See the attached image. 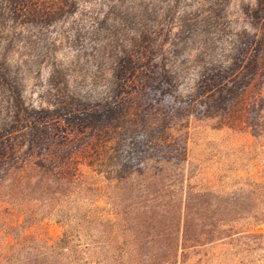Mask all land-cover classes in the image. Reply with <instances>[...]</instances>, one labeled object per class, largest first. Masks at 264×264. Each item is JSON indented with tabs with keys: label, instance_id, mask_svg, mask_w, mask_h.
Returning <instances> with one entry per match:
<instances>
[{
	"label": "trees",
	"instance_id": "16d2710c",
	"mask_svg": "<svg viewBox=\"0 0 264 264\" xmlns=\"http://www.w3.org/2000/svg\"><path fill=\"white\" fill-rule=\"evenodd\" d=\"M77 1L0 9L51 24ZM155 1L114 11L121 53L100 98L71 88L54 53L39 102L25 105L26 56L0 59V264H190L217 244L228 247L220 264H264V0L246 12L232 60L187 81L201 8ZM204 106L217 113L206 122ZM236 106L242 130L227 125ZM106 143L117 162L102 171L92 161Z\"/></svg>",
	"mask_w": 264,
	"mask_h": 264
},
{
	"label": "rangeland",
	"instance_id": "374dc122",
	"mask_svg": "<svg viewBox=\"0 0 264 264\" xmlns=\"http://www.w3.org/2000/svg\"><path fill=\"white\" fill-rule=\"evenodd\" d=\"M27 1L36 7L42 4V0ZM259 1H172V4H177L178 12L184 7L187 10L193 6L201 8L198 31L190 40V47L198 48L200 51V62H193L192 58L186 59V81L202 66L213 69L232 60L235 53V35L243 26H246L250 19L246 15L248 9L256 6ZM156 4L155 0H78L75 9L70 11L65 6L67 13L51 24L43 21L16 22L7 8L0 9V59L7 56L10 66L13 67L14 58L26 56L28 69L25 68L20 73L24 75L23 84L26 89L23 97L24 104L36 105L39 102L41 90L47 85L46 80L52 71L50 56L54 53L64 58L62 63L69 71H66V74L71 88H80L84 96L100 98L112 61L121 53L119 40H123L122 32L115 29L114 11L122 14L129 11L141 12L145 10V6L151 9ZM122 26L126 32H129V36L135 30L134 27ZM115 36L119 39L117 40ZM7 99V96L3 98L0 90V120L5 116ZM83 105L90 106L92 102L85 100ZM239 108L240 106H236L230 115H227V125L236 130L244 128L242 119L238 118L243 116L239 114ZM216 114V110L204 106L198 111L196 117L206 122L209 116H216ZM157 115L160 116L156 113L151 122L155 121ZM179 120L181 121L178 122L177 128L185 132L187 121ZM198 131L202 132L203 128ZM111 148L112 146L107 143L105 148H98L99 154L96 151L97 157L92 161V165L102 171L115 165L116 154ZM46 229L53 238L61 232V229L54 224H50ZM227 248V245L217 244L200 249L199 254L192 255L190 264H220L227 259V257L224 258Z\"/></svg>",
	"mask_w": 264,
	"mask_h": 264
}]
</instances>
